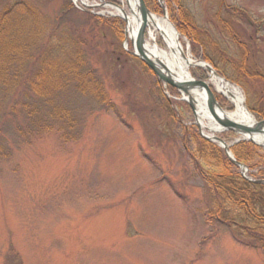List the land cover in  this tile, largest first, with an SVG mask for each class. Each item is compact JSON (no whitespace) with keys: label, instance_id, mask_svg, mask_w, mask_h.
Listing matches in <instances>:
<instances>
[{"label":"rangeland","instance_id":"obj_1","mask_svg":"<svg viewBox=\"0 0 264 264\" xmlns=\"http://www.w3.org/2000/svg\"><path fill=\"white\" fill-rule=\"evenodd\" d=\"M72 1L0 0V14L22 4L33 18L27 39L16 41L18 60L0 87V264H264L262 250L206 223L203 185L188 157L196 150L191 128L198 133L193 112L177 90L159 83L128 53L125 27L118 40L101 21L121 19L107 15L108 8H91L119 0H86L85 11ZM188 3L226 59L206 47L217 70L208 64L233 79L223 77L241 91L258 122L250 109L264 113V83L232 72L242 55L220 33L217 0ZM224 3L249 15V24L234 28L240 50L242 43L247 49L246 72L264 73V0ZM178 35L191 54L187 39ZM54 41L62 52L78 51L87 59L108 106L72 86L51 96L50 108L42 103L45 97L30 92L27 80L37 78ZM190 77L209 83L202 69H191ZM214 95L222 110L234 111ZM60 110L63 118H52ZM213 135L228 145L238 137Z\"/></svg>","mask_w":264,"mask_h":264},{"label":"trees","instance_id":"obj_2","mask_svg":"<svg viewBox=\"0 0 264 264\" xmlns=\"http://www.w3.org/2000/svg\"><path fill=\"white\" fill-rule=\"evenodd\" d=\"M161 1L165 3L169 20L177 32L189 42L194 59L205 61L216 69L213 60L204 52L208 47L214 52L217 51L219 59L222 57V60L226 61L217 42H214L207 30L197 24L191 12L189 0ZM144 3L150 13L162 15L161 6L156 0H144ZM71 8L72 6L67 10ZM30 11L32 10L26 9L24 5L16 4L12 10L0 14V87L8 68L18 60L16 41L22 40L20 42L22 44L27 39L26 29L30 20L33 19L29 15ZM88 17L100 21V18ZM248 17L245 10L236 6H227L224 0H217V12L214 19L220 33L242 55V64L234 66L232 72L239 78L243 76L247 77L246 80L264 83V73L246 72L247 49L242 43V50H240L241 40L234 28L236 24L240 25L242 22L249 24ZM101 21L112 29L118 40L122 39L125 24L121 20L112 19L107 22L101 19ZM38 23L37 20L36 28L41 26ZM22 36L25 39H22ZM49 51L50 54L42 59L39 74H36L37 78L27 80L30 92L45 97L42 100L45 107H51V96L57 95L59 91L69 86L77 92L89 93L103 106H108L109 99L103 85L88 66V61L81 52H62L64 49L60 47L58 41L51 44ZM125 56L128 58L129 54L125 53ZM142 68L154 75L144 65ZM220 76L233 82V79L231 80L222 72ZM234 82L237 83V81ZM165 107L170 110L171 104L165 101ZM250 111L258 121L264 120V113L252 109ZM62 112L65 111H57L56 115L52 113L51 116L58 117L60 120L63 118ZM191 132L196 150L195 153L188 154V157L203 185L206 223L209 226L226 227L238 243L249 249H260L264 254V153L261 148L249 142H240L231 148L235 161L248 169V176L252 180L248 181L241 176L238 167L227 159L222 149L202 139L196 129L191 128Z\"/></svg>","mask_w":264,"mask_h":264},{"label":"bare ground","instance_id":"obj_3","mask_svg":"<svg viewBox=\"0 0 264 264\" xmlns=\"http://www.w3.org/2000/svg\"><path fill=\"white\" fill-rule=\"evenodd\" d=\"M82 3L88 4L86 0H82ZM106 7L108 8L107 15L125 20V47L129 48L141 25L136 0H119L118 7L111 5ZM145 23L144 52L146 55L155 63L158 71L163 75L177 82L188 81L190 70L198 66L202 67V65L192 59L190 52H185L179 35L166 20L150 16L146 18ZM208 78L209 83L207 84L214 93L225 98L234 107L232 112L215 110L216 116L219 119H227L241 125H255V119L244 105L241 91L215 73L208 72ZM190 98L195 106V123L201 130L206 129L211 134L223 133L222 128L207 109L204 92L195 89L191 91ZM237 136L236 140L248 138L241 132ZM253 139L259 140L257 136H254Z\"/></svg>","mask_w":264,"mask_h":264},{"label":"water","instance_id":"obj_4","mask_svg":"<svg viewBox=\"0 0 264 264\" xmlns=\"http://www.w3.org/2000/svg\"><path fill=\"white\" fill-rule=\"evenodd\" d=\"M162 7V17L164 20H166L168 23V17H167V11L165 7L162 5V2L160 0H156ZM72 3L78 8L83 11H85V8H88L86 5H84L81 2V5H78L76 3V0H73ZM136 4L138 7L140 19H141V25L138 29L135 39L132 42V52H128L130 55H132L134 58L138 59L147 69H149L154 76L157 78V81L159 83H164L165 85L169 86L170 88H173L177 90L181 96V99L179 101H182L184 103H187L190 110L193 112L195 117V106L190 98L191 91L197 89L202 90L206 97V104L207 109L211 113V115L216 120L217 124L222 128L223 132H232L236 135H239L240 132L244 135H246L248 138L246 139H237L232 145L226 144L222 139L215 135H205L203 130L196 124L197 131L199 136L204 139L205 141H208L210 143L216 144L220 149L224 151L225 156L227 159L234 164L236 167L239 168V170L242 172L241 176L246 179L245 174L247 172V169L244 165L237 163L232 155L231 147L235 144H238L239 142H249L259 148H261L264 151V120L256 122L253 126H247V125H241L238 123H234L232 121H229L227 119H219L216 114L215 110L222 111V109L219 107L217 100L214 95V91L211 89V87L207 84V82L201 81V80H194L190 77L188 81L184 82H177L171 79L170 77H167L160 73L155 65V63L146 55L144 52V43H145V31H146V18L152 15L150 11L147 9L144 0H136ZM107 5L118 7L115 3H105L103 5H97V6H91V8H99L104 7L106 8ZM125 23V20H123ZM175 30V29H174ZM177 33V32H176ZM125 34V30H124ZM178 34V33H177ZM124 47H125V41H124ZM197 63L201 64V66H198V69H202L211 73H215V71L212 69V67L204 62V61H198ZM216 74V73H215ZM222 79V78H221ZM227 82V81H226ZM206 130V129H205ZM208 131V130H207ZM209 132V131H208ZM254 136H257L259 138L258 141H255L253 139Z\"/></svg>","mask_w":264,"mask_h":264}]
</instances>
